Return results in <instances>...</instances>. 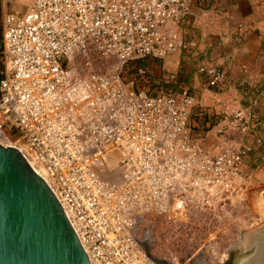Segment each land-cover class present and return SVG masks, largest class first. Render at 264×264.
Wrapping results in <instances>:
<instances>
[{
	"label": "built area",
	"instance_id": "1",
	"mask_svg": "<svg viewBox=\"0 0 264 264\" xmlns=\"http://www.w3.org/2000/svg\"><path fill=\"white\" fill-rule=\"evenodd\" d=\"M194 2L32 0L3 16L0 144L47 182L90 264L228 254L229 207L264 158V88L223 98L239 88L222 38L191 23Z\"/></svg>",
	"mask_w": 264,
	"mask_h": 264
},
{
	"label": "water",
	"instance_id": "2",
	"mask_svg": "<svg viewBox=\"0 0 264 264\" xmlns=\"http://www.w3.org/2000/svg\"><path fill=\"white\" fill-rule=\"evenodd\" d=\"M262 241L228 250L226 264L253 256ZM0 264H90L50 186L15 147L1 144Z\"/></svg>",
	"mask_w": 264,
	"mask_h": 264
},
{
	"label": "rangeland",
	"instance_id": "3",
	"mask_svg": "<svg viewBox=\"0 0 264 264\" xmlns=\"http://www.w3.org/2000/svg\"><path fill=\"white\" fill-rule=\"evenodd\" d=\"M32 0H0V22L2 24L3 16L10 12H17V11H24ZM210 3V2H209ZM235 0H213L212 3H210L209 8H207L206 1H203L201 3L194 2V12H195V20L192 19L191 23L195 25L197 31L202 36V38L207 40H214L215 38H219L220 35L217 34V30L219 29L221 22L220 17L222 11L219 9L223 6L232 7V4H236ZM212 10L213 13L210 16H208V12ZM217 12V13H216ZM221 12V13H220ZM213 16V17H212ZM212 18V19H211ZM215 20L213 23H211V20ZM237 31V28L232 34L230 35V38L232 39L233 36L237 35L235 32ZM233 43V42H232ZM224 43L222 46V55L224 57V61H226V55L223 51ZM235 48V47H234ZM156 72L161 73V70L159 67H156ZM173 70H170L172 72ZM190 82L193 85V87H196L197 80L192 77L190 78ZM237 83V82H236ZM235 83V86L239 89H235V93H224L222 96L227 101L231 102L237 98H240V90L242 89L241 86ZM196 89V88H195ZM197 93L198 98H200V101L204 105H208L211 107L216 102V97L214 95H211L208 92H201L195 90ZM233 94V95H232ZM234 94L236 97H234ZM262 97V96H261ZM244 105L246 104L245 101H243ZM261 132L264 136V126H262ZM7 135L14 139L15 137L19 136L17 132L14 134L11 132H7ZM217 129L211 128L207 134H205L203 139L204 146L208 148H212L217 144V137H216ZM259 165L257 168L251 167L250 165L248 172H249V182L247 185V188L245 189L243 198L237 199L234 201V205L229 207V219H228V227L225 237L219 240V246H228L229 250H234L236 248H243L245 244L248 242H253L254 239L250 238L251 236L258 235L257 233L261 232V234L264 233V199L262 194L264 193V158H259ZM257 170V172L253 173L252 169ZM252 170V171H251ZM256 173V174H255ZM259 231V232H257ZM263 231V232H262ZM260 234V235H261ZM250 238V239H249ZM249 239V240H248ZM261 239V236L260 238ZM252 240V241H251ZM256 242L258 241V236L256 237ZM229 254V253H228ZM228 254L223 253H206V254H199L198 257L204 258L207 257V261L210 262H221L224 261L228 257ZM228 259V258H227ZM246 264V263H244ZM249 264V263H248Z\"/></svg>",
	"mask_w": 264,
	"mask_h": 264
},
{
	"label": "crops",
	"instance_id": "4",
	"mask_svg": "<svg viewBox=\"0 0 264 264\" xmlns=\"http://www.w3.org/2000/svg\"><path fill=\"white\" fill-rule=\"evenodd\" d=\"M219 9L222 11L221 16H218L221 25L216 32L223 40L225 62L232 80L236 84L242 82L243 87L251 85L257 89L264 88V0H239L232 7L223 6ZM207 14L210 16L215 13L210 10ZM214 21L211 20V23ZM236 28L237 35L231 39L230 35ZM234 90L229 92L235 93ZM259 111L264 115V97ZM250 165L255 167L254 164ZM252 170V174L257 172Z\"/></svg>",
	"mask_w": 264,
	"mask_h": 264
},
{
	"label": "trees",
	"instance_id": "5",
	"mask_svg": "<svg viewBox=\"0 0 264 264\" xmlns=\"http://www.w3.org/2000/svg\"><path fill=\"white\" fill-rule=\"evenodd\" d=\"M203 1H207L208 3L210 2V3H212L213 2V0H196V2H199V3H201V2H203ZM239 0H235V2H238ZM1 38H2V24H1V22H0V54H1ZM148 64V61L147 60H139V61H137L136 63H135V66H137V65H142V66H146ZM2 71H3V63H2V59H1V55H0V79H1V77H2ZM177 84V83H176ZM174 85L172 84V83H167L166 85H165V87H173ZM176 86V85H175ZM264 96H262V97H260V101L262 100V98H263ZM196 119H197V122H199V123H201V121H202V117H199V118H197L196 117ZM263 119H264V115L263 114H261V113H259V118L257 119V121H258V126H260V128H263L262 126V121H263ZM203 122L204 123H207L208 121H207V119H203ZM208 124V126L207 127H204V129H205V131H207V130H209L212 126H213V124H214V122L213 121H209V123H207Z\"/></svg>",
	"mask_w": 264,
	"mask_h": 264
},
{
	"label": "bare ground",
	"instance_id": "6",
	"mask_svg": "<svg viewBox=\"0 0 264 264\" xmlns=\"http://www.w3.org/2000/svg\"><path fill=\"white\" fill-rule=\"evenodd\" d=\"M257 232H259V231H257ZM258 235H256V236H251L250 238L252 239H254V241L253 242H248L247 244H245V246L243 247V248H248V247H250L251 245H253V243H255L256 241V237L258 236V238H260V236H261V241H262V244H261V246H260V248L258 249V251L253 255V256H251V257H246V258H244L243 260H241V262H240V264H244V263H246V264H264V233L263 234H261L260 232L259 233H257ZM261 234V235H260ZM249 238V239H250ZM248 239V240H249ZM252 241V240H251Z\"/></svg>",
	"mask_w": 264,
	"mask_h": 264
},
{
	"label": "flooded vegetation",
	"instance_id": "7",
	"mask_svg": "<svg viewBox=\"0 0 264 264\" xmlns=\"http://www.w3.org/2000/svg\"><path fill=\"white\" fill-rule=\"evenodd\" d=\"M227 258L224 261L214 263V262L207 261L206 260L207 257L200 258L198 256H195V257H190V258L184 259L181 262V264H226Z\"/></svg>",
	"mask_w": 264,
	"mask_h": 264
}]
</instances>
